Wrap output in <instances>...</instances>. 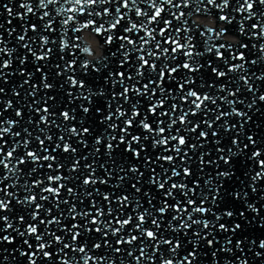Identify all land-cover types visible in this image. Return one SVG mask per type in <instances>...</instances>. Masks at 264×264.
I'll return each instance as SVG.
<instances>
[{
	"label": "snow or ice",
	"instance_id": "obj_1",
	"mask_svg": "<svg viewBox=\"0 0 264 264\" xmlns=\"http://www.w3.org/2000/svg\"><path fill=\"white\" fill-rule=\"evenodd\" d=\"M257 5L264 0H0L6 23L19 21L0 23L15 34L9 46L0 32V80L23 78L9 89L15 104L0 86V264L17 237L10 254L26 264H116L95 254L102 248L119 264H131L125 252L134 264H197L202 247L211 264H250L246 249L264 260V238L245 231L264 207L249 199L264 181V150L247 131L264 104L251 83L264 72L248 73L264 62ZM83 32L101 38L103 54L77 43ZM250 145V192L233 188L225 204L219 181Z\"/></svg>",
	"mask_w": 264,
	"mask_h": 264
},
{
	"label": "water",
	"instance_id": "obj_2",
	"mask_svg": "<svg viewBox=\"0 0 264 264\" xmlns=\"http://www.w3.org/2000/svg\"><path fill=\"white\" fill-rule=\"evenodd\" d=\"M6 2V0H5ZM258 9L261 11H264V8H261L259 5H257ZM0 11H2V9H0ZM54 14V13H53ZM170 18V17H169ZM7 19H9V17L7 16V13L4 12V14L2 16H0V23H4L5 24V29H7L8 27H17L19 25V21L17 20H13V24L12 25H8L6 23ZM82 21L83 19H85V17H81L80 18ZM203 24H208L209 26H212V21L209 19H201L200 21ZM255 22V21H253ZM59 23V18H57V25ZM175 23V22H174ZM161 26H163L161 24ZM0 32L3 33L4 39L8 42L9 46H12L15 41H14V36L13 37H9L7 32L3 29H0ZM85 34L87 36H92L93 38H95V40H97V46H98V51H95V48L92 47V45L89 43L88 39L86 38ZM78 35H80L82 37V42L81 41H77V43H81V47H83L85 44L90 48V50L93 52L94 56L95 55H101L103 54L104 49L101 48L98 44V41L101 40V38L99 36H94L88 32H83V33H79ZM56 38L58 39L59 37V33L55 34ZM134 39H137V37L133 36ZM242 41L245 40L244 37L240 38ZM246 42V41H245ZM118 43V42H117ZM258 43V42H257ZM78 51V55L80 56V59H92L93 56H89L87 53H84L82 50H77ZM105 55L107 54V51L105 50ZM59 55H61V53H59L58 49L56 52H54L53 54V61L55 62L56 60H58ZM66 59H71L72 57L68 56L67 53H64ZM247 55L249 56V59H255L257 58V56H259L258 52H253L251 50V48L249 49V52L247 53ZM219 63V62H218ZM78 64H79V60H78ZM18 61H14L13 64V69L7 70L9 72H13L15 71V69L18 67ZM226 70V68H225ZM264 72V62H258L256 65H248V73L249 75H251L252 73H256L257 75H259L260 73ZM232 75V74H230ZM23 78L20 77L19 75H9L7 77L8 83H4L2 80H0V86L5 88V94L3 95V99L9 100L12 99L14 101L15 104V98L12 96L11 92H9V89L16 86L18 81H21ZM53 83H55V79H53L52 81ZM251 83L253 84V86L255 88H258L260 91L256 93V95L258 96L260 94V92H264V82L261 81H257L255 79V77L253 76ZM233 84L237 85V86H241L242 88L243 83L241 81H233ZM25 88H27V85L25 86ZM214 90L209 89V92H213ZM23 95V93H22ZM246 98V100H250L252 98V94L251 93H244V97ZM58 100V106L59 107H63L64 104H66V101H64L63 96H58L57 97ZM18 106V105H17ZM259 108V111H256V109L254 108L249 114L253 117L252 121L247 125V131L249 132V134H253L257 140V144L258 146L261 148V150H264V104H260L258 102L257 106ZM0 108H2V105H0ZM245 110H247L245 108ZM27 111L25 112V119L23 121V123H27ZM5 117H14V109L9 110L8 112L5 113ZM190 119H198V117H190ZM73 123H78V121H74ZM93 127V132L95 133L97 131V129L95 128L94 125H90ZM18 130V129H17ZM7 139V137H6ZM242 141L246 142V139L244 137L240 138ZM2 143V142H0ZM9 143H11V141H9ZM243 145H241L242 147ZM92 145H89V148H91ZM7 150V149H6ZM122 150V149H121ZM81 151L83 152L84 150L81 149ZM209 151L212 152L213 158H215L216 155H218L217 153H215L214 149L209 148ZM252 151L251 145L249 146V149L246 150V152L244 153L243 157L238 161V162H234V164L232 165V170L235 172V175L230 179V180H223L221 179L219 181V183L223 184L224 187L221 188V194L224 197L223 203L228 204V198H227V193L233 189V188H239V187H243L246 190H248L250 192V189H247V185L250 183V180L248 178V176L246 175H242V173H249L252 174L255 170H257L255 168V163L254 162H249L247 161L246 157L248 155H250V152ZM93 159H96L95 157L90 156L88 161H81V168L83 169V165L84 163L87 162H91ZM104 159L106 158H99L97 159V165L101 162L104 161ZM125 161L127 162L126 158ZM251 164V168L248 167V165ZM167 166V165H166ZM229 166L223 165L221 163L220 166V171L224 170L225 168H227ZM67 174V173H65ZM98 174H99V170H98ZM208 174V171L205 172V175ZM73 176L76 175H80V173H73ZM77 185L79 186L78 182H76ZM71 186V184L69 185ZM0 187H2V185H0ZM101 188H103V186H99ZM264 196V181L258 182V191L255 194H251L249 199L251 202L255 203V205L257 207H261L262 205H264V199H261V197ZM209 204H211V201H209ZM13 206H14V211L17 214H20V208L18 206H15V201H13ZM229 206L231 207V205L229 204ZM215 210V208H214ZM240 210H244L243 208H241ZM260 217H264V207H261V213H260ZM260 217H252L251 214L248 215V219H249V224L247 225L245 231L247 233V235H249L251 238L253 239H257V238H264V228L260 227V223H261V218ZM237 222H243L240 221L239 217L236 218ZM12 235H15V233H12ZM93 239H99V237H96L95 235H93ZM18 246H21V241L20 238L17 237V243L9 245V244H3L2 247L3 248H7L9 249V252L4 253V255H8L9 256V264H26V258L25 257H20L19 253H15V260H13L11 253V250L13 248H16ZM206 247V246H205ZM25 250L26 246H24ZM124 248L127 250L128 246L124 245ZM185 248H187L188 250H190V246L189 245H185ZM259 249H255L254 251H257ZM254 251H248V249H246V253L247 256L250 260V264H264V260H262L261 258H257L254 255ZM95 254H109L112 256L113 259L116 260V264H119V261L121 259V257L116 256L115 253H111V251L109 249L106 248H102L98 253ZM137 255L139 254L138 252L136 253ZM185 254L183 251H181L180 255ZM222 255V254H221ZM123 259L126 262H131V264H134V261L132 260V257H128L126 255V252L123 256ZM158 264V261H157ZM197 264H211V250H208V254L205 255L204 253V248L202 247L199 254H198V260H197Z\"/></svg>",
	"mask_w": 264,
	"mask_h": 264
},
{
	"label": "bare ground",
	"instance_id": "obj_3",
	"mask_svg": "<svg viewBox=\"0 0 264 264\" xmlns=\"http://www.w3.org/2000/svg\"><path fill=\"white\" fill-rule=\"evenodd\" d=\"M85 36H86V38L88 39V41H89V43L92 45V47L93 48H95V51H97V49H98V46L96 47V44L95 43H93L91 40H93V39H95V38H93L92 36H87L86 34H85ZM91 39V40H90ZM97 41V40H96Z\"/></svg>",
	"mask_w": 264,
	"mask_h": 264
},
{
	"label": "rangeland",
	"instance_id": "obj_4",
	"mask_svg": "<svg viewBox=\"0 0 264 264\" xmlns=\"http://www.w3.org/2000/svg\"><path fill=\"white\" fill-rule=\"evenodd\" d=\"M91 40V39H90ZM93 43H95L96 44V47H97V41L95 40V39H93V40H91ZM97 51H98V49H97Z\"/></svg>",
	"mask_w": 264,
	"mask_h": 264
}]
</instances>
